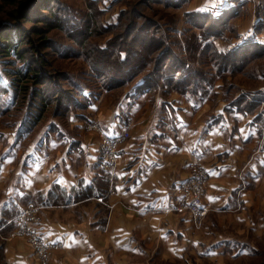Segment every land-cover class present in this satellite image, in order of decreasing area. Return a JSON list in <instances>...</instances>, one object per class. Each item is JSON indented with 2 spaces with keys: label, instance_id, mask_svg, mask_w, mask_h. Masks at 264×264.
I'll use <instances>...</instances> for the list:
<instances>
[{
  "label": "crops",
  "instance_id": "obj_1",
  "mask_svg": "<svg viewBox=\"0 0 264 264\" xmlns=\"http://www.w3.org/2000/svg\"><path fill=\"white\" fill-rule=\"evenodd\" d=\"M207 1L195 9H213ZM132 88L117 98L101 92L86 110L49 126L52 132L45 125H5L0 116V264H41L32 246L9 236L30 205L41 207L40 234L62 243L48 264H234L256 256L251 236L264 234L258 96L235 105L230 92ZM92 121L103 135L130 132L112 169L102 163V134L84 129ZM192 165L209 174L204 205L210 211L201 230L190 214L168 210Z\"/></svg>",
  "mask_w": 264,
  "mask_h": 264
},
{
  "label": "trees",
  "instance_id": "obj_2",
  "mask_svg": "<svg viewBox=\"0 0 264 264\" xmlns=\"http://www.w3.org/2000/svg\"><path fill=\"white\" fill-rule=\"evenodd\" d=\"M5 1L16 4L17 0ZM58 1L28 0L23 4L21 1V8L12 12L10 21H0V116L8 118L11 114L15 126H53L62 121L57 117L68 120L73 113L86 110L91 99L101 92L124 89L127 86H133L132 89L136 92L161 90L165 93L178 92L190 96L203 94L211 90L218 81L224 83L227 76L244 69L246 63L241 59L248 51L253 54V58L264 54V44L257 40L261 25L254 26V31L247 36L238 32V40L228 50L219 49L216 43V38L224 36L225 30L230 29V22L244 11L242 8L245 2L238 0L219 10L186 11L179 23V17L172 20L173 23L177 21L173 27L164 28L162 23L146 18L133 34L130 31L133 25L123 21L127 10L121 8L115 21L108 23L102 20L99 25L106 9L93 6V13L78 19L67 13L66 7H58ZM90 1L98 4L102 0ZM156 1L164 2L168 7L179 8L186 0ZM260 4L264 8L263 2ZM35 9L37 15L34 18ZM181 21L192 28H199L201 32L186 43V54L175 51L181 45L179 40L177 43L173 39L168 42L161 36L166 32H178ZM30 22L33 23V28L27 29L25 26ZM39 23L44 25L36 27ZM123 24L124 29H127L124 36H111L102 44L91 41L95 33L121 30ZM150 26L153 29L148 30ZM53 29L64 31L70 42L50 38ZM50 53L61 59L78 58L85 61L87 67L80 76L89 74L90 78L97 81L85 83L82 82L85 78L82 81L71 78L69 82L72 91L63 93L65 83H55V86L53 74L46 69V55ZM136 53L140 56L136 57ZM28 55L31 58L25 63ZM150 55L154 58L152 67V61L146 58ZM204 56L208 59L209 67H202ZM16 62L20 64L17 65ZM49 79L52 88L50 93L44 94L39 86H43ZM239 99L234 98L235 105ZM52 105L55 106L54 116L48 121V109ZM16 112L18 115L14 116ZM262 113L261 115L264 114ZM8 124L12 126V120ZM52 131H55L54 127H49L48 132Z\"/></svg>",
  "mask_w": 264,
  "mask_h": 264
},
{
  "label": "rangeland",
  "instance_id": "obj_3",
  "mask_svg": "<svg viewBox=\"0 0 264 264\" xmlns=\"http://www.w3.org/2000/svg\"><path fill=\"white\" fill-rule=\"evenodd\" d=\"M21 1H22V4L28 2V0H17L16 4H14V3H10L5 0H0V21L1 22L3 21L4 23L7 22L8 20L10 21L12 12H14L17 8L18 9L21 8L19 5ZM114 1L115 0H102V1H99L98 4H95V3H92L90 0H59L58 2L60 3V6L58 7L60 8L61 6L66 7L67 13L75 15L78 19H83V17H86L87 14H91V12L94 11L93 6H96L98 9L99 7L102 9H106V13L105 14L103 13L100 18L99 25L102 23L101 22L102 20L108 23L115 21L120 9L122 8L124 10H127L123 21L125 22V24L130 23V25H133V28H130V31L133 34L134 31L138 27H141L140 26L141 23L145 22L146 18L153 20L160 24L162 23L164 28L173 27L177 24V21L176 23L172 22L174 18L179 17L178 19V23H179V21L181 20V18H183V15L186 11L193 10V9L195 10V7L199 5L200 3L199 0H193V1L191 0L192 1L191 7L193 8H190L188 10L187 8L190 7L188 4V2H190L189 0H186L184 3H182L179 8L168 7L164 5V2H159L156 0H153V1L151 0H117L116 2ZM228 2H229L228 0H208L206 2V5L211 6V8L213 9L219 10L220 7L227 6ZM261 2H263V5H264V0H254V1L250 0L247 3H245L244 11L241 13V15L233 19L230 22L231 24L230 29L225 30L226 32L224 36L216 38V43L219 49L228 50L230 47H232L233 44L238 40L236 39V36H237V33L240 32L239 30L241 29H242L243 35L247 36L249 32H251L252 30L254 31V26L261 25V28L259 30L260 32L257 33V36L262 32L264 33V8L261 7V4H260ZM36 11L37 10L35 9L34 18L37 15ZM32 25L33 23L30 22V23H27L25 27L27 29H32L33 28ZM43 25H44L43 23H39L38 26L36 27H41ZM124 26L125 25L123 24L121 30H115L110 33L109 32L102 33V31L99 33H95L91 41L93 43L99 42V44H102V43H105L111 36L113 37L124 36L125 35L124 32L127 31V29H124ZM190 26L191 25H188L186 22L181 21L179 24L178 32H174L172 34L171 32L170 33L168 32V34L166 32V34L163 33L161 36H163L164 39L166 38L168 42H170L173 39L172 41H175L177 43V40H179L181 42V43L179 42L181 45L176 47L175 51L178 53L183 52L184 54H186V51H187L186 43L189 42L191 37H194V35L197 36L201 34L199 28L197 27L192 28ZM151 29H153V26H150L148 28V30H151ZM192 32L194 33L198 32V34H194ZM64 34H65L64 31L53 29L50 32V38H52L53 40L64 41L65 43L66 41L70 42L67 40ZM167 35H168V38H167ZM126 39L127 41H130L129 38H126ZM147 42L149 45H151L149 41ZM139 53H141L140 50H139ZM252 55L253 54L250 51H248V54L244 55L243 58L241 59L242 62L245 61L246 63L245 68L234 75L227 76V79L226 78L224 79L225 80L224 83L222 81H218V83L214 84V87L211 90L230 92L228 94V100L229 99L233 100L234 97L236 96H237V99L239 98L251 99L250 98L251 96L253 97L258 96L256 100L260 104V110L264 113V98H261V97H264V54L258 55L257 57H254V58L252 57ZM43 56L45 55L43 54ZM139 56H138V53H136V57H139ZM29 58H31L30 55L26 56L25 63L29 62L30 60ZM146 58L152 61L150 62V65H151L150 67H152L153 62H154L153 55L146 56ZM46 59H47L46 69H48L47 71L49 73L53 74L52 76L54 79L52 80H54V85L55 83L56 84L60 83L61 85L65 83V85L63 86V90H62L63 93L72 91V88L69 82L71 78H78L80 79V81H82V79L85 78L86 80L82 81L85 83H88V82L93 83L94 80L97 81L96 79L93 80L92 78H90L88 76L89 74H87V76L85 75L80 76L82 72H85L86 67H87V63L81 59H78V58L61 59L58 56H56L54 53L47 54ZM16 64L19 65L20 63L16 62ZM202 67H209L208 59L206 58V56H204L203 58ZM76 76H79V77H76ZM221 84L224 86L221 87L222 86ZM128 87L129 86H127L124 89L112 90V92L110 93L112 94L111 97L113 98L116 95L115 98H117L120 95V93L124 91L125 89H127ZM51 88H52V85H51L50 79L46 80V83L43 84V86L42 85L39 86V89H42L43 90L42 93L44 92V94L50 93ZM198 97H201V95H199ZM223 97L225 98V95H223ZM54 111H55V106L52 105L48 109V114H47L48 121H49V118L54 116V113H53ZM16 115H18L17 112L14 114V116ZM55 116H58V114H56ZM57 118H59L62 121H66L63 119V117H57ZM11 120L13 124V116L10 114L8 115V118H6L7 123H5V125H8V123ZM92 122H96V121H92ZM90 123L91 122H87L85 124V127H84L85 131L90 132V133L99 134L96 129L91 130L88 128V125ZM12 126L16 127L15 124H13ZM109 207H112V206L109 205ZM208 215H209V212L204 218H202V222L200 226H198L197 224L193 222L194 227L197 230H201L203 228ZM15 230H16V225L13 231L11 232V234L9 235L10 237L13 236L15 237V239L19 241H24L28 245L32 246L27 238L15 236L16 235ZM251 238L252 239L255 238V241H256L255 243L257 244L259 248V250L256 252V256L244 259L242 262H237L234 264H264V234L258 238L252 235ZM32 248L34 250L33 246ZM149 263L150 264H162L163 262H160V260L158 261L150 260ZM232 263L233 262H229L228 264H232Z\"/></svg>",
  "mask_w": 264,
  "mask_h": 264
},
{
  "label": "built area",
  "instance_id": "obj_4",
  "mask_svg": "<svg viewBox=\"0 0 264 264\" xmlns=\"http://www.w3.org/2000/svg\"><path fill=\"white\" fill-rule=\"evenodd\" d=\"M257 40L264 44V33L257 36ZM249 97V96H248ZM250 98H253L251 96ZM91 130H97L102 134V128L99 123L91 122L88 125ZM130 138V132L114 136H101L100 154L103 166L106 169H112L119 161V147ZM209 179L208 171L198 165H192L190 175L183 186L177 203L172 209L178 213H188L192 220L198 226L201 225L202 218H204L210 211L204 205V195L207 190V183ZM40 206L30 205L24 208L16 218V235L18 237H25L34 247V252L41 264H48L49 255L53 250L59 249L62 246L60 242H54L47 236L41 235L35 223L39 221ZM0 226V232L3 230Z\"/></svg>",
  "mask_w": 264,
  "mask_h": 264
}]
</instances>
